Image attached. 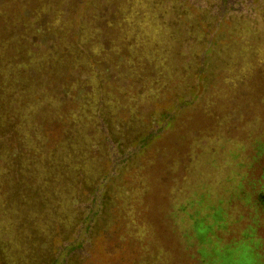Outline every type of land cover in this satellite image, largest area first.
Listing matches in <instances>:
<instances>
[{
  "label": "rangeland",
  "instance_id": "374dc122",
  "mask_svg": "<svg viewBox=\"0 0 264 264\" xmlns=\"http://www.w3.org/2000/svg\"><path fill=\"white\" fill-rule=\"evenodd\" d=\"M118 1L135 13L152 71L136 70L111 93L123 115L162 127L141 150L121 147L127 157L98 189L88 232L63 264H264V198L255 202L264 190V0ZM178 98L188 103L178 108ZM18 215L0 216L9 236L0 264L38 254L20 243ZM193 219L207 227L199 237Z\"/></svg>",
  "mask_w": 264,
  "mask_h": 264
},
{
  "label": "trees",
  "instance_id": "16d2710c",
  "mask_svg": "<svg viewBox=\"0 0 264 264\" xmlns=\"http://www.w3.org/2000/svg\"><path fill=\"white\" fill-rule=\"evenodd\" d=\"M134 16L118 0H0V216L19 211L20 243L38 251L24 264H63L88 232L98 189L127 157L121 147L141 150L162 127L135 123L111 93L136 70L152 71ZM263 198L260 186L255 202ZM192 224L197 237L207 228ZM55 239L65 243L51 256ZM0 241L9 244L6 232Z\"/></svg>",
  "mask_w": 264,
  "mask_h": 264
}]
</instances>
